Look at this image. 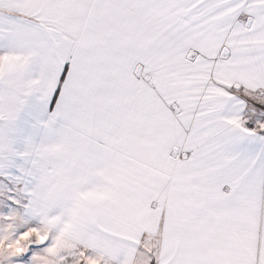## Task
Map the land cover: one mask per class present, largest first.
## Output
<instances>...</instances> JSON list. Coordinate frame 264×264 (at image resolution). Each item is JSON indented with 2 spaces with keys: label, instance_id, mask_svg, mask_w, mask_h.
Returning a JSON list of instances; mask_svg holds the SVG:
<instances>
[{
  "label": "snow or ice",
  "instance_id": "obj_1",
  "mask_svg": "<svg viewBox=\"0 0 264 264\" xmlns=\"http://www.w3.org/2000/svg\"><path fill=\"white\" fill-rule=\"evenodd\" d=\"M0 264H264V0H0Z\"/></svg>",
  "mask_w": 264,
  "mask_h": 264
}]
</instances>
